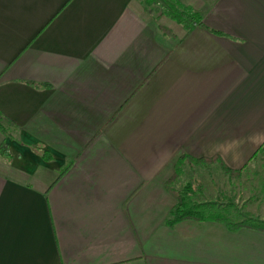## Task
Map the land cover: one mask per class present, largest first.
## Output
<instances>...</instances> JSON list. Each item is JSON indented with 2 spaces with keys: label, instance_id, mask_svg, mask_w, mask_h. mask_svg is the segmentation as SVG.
I'll use <instances>...</instances> for the list:
<instances>
[{
  "label": "crops",
  "instance_id": "0c3cea01",
  "mask_svg": "<svg viewBox=\"0 0 264 264\" xmlns=\"http://www.w3.org/2000/svg\"><path fill=\"white\" fill-rule=\"evenodd\" d=\"M156 1L0 0V264H264L260 230L165 224L182 156L264 158V0H176L190 31Z\"/></svg>",
  "mask_w": 264,
  "mask_h": 264
},
{
  "label": "rangeland",
  "instance_id": "374dc122",
  "mask_svg": "<svg viewBox=\"0 0 264 264\" xmlns=\"http://www.w3.org/2000/svg\"><path fill=\"white\" fill-rule=\"evenodd\" d=\"M156 2L155 0L148 7L153 9L157 4ZM157 9L162 11V7ZM261 156L263 155L260 154L258 158L253 159L245 167L240 179L230 177L222 171L223 169L219 165L207 167V165L215 164V162L205 163L206 166L194 173L197 180L192 185L195 189L194 192L191 190L189 194H194L195 200L199 199L204 203L206 202L205 208L208 207V209H205V212L207 211L205 215L207 216L219 215L232 220H239L243 216L264 219V158H260ZM236 178L238 180H235ZM175 184L176 182L174 187ZM197 188L201 190L198 191ZM214 193L222 195L223 199L215 198ZM227 203L233 204L231 208L223 207Z\"/></svg>",
  "mask_w": 264,
  "mask_h": 264
},
{
  "label": "trees",
  "instance_id": "16d2710c",
  "mask_svg": "<svg viewBox=\"0 0 264 264\" xmlns=\"http://www.w3.org/2000/svg\"><path fill=\"white\" fill-rule=\"evenodd\" d=\"M164 1L166 5L164 8H162L161 12L175 19L177 22L181 23L186 31H190L196 26H202V27L205 26L203 24L202 17L199 12L194 11L191 8L181 6L180 4L177 3L176 0H164ZM143 2L148 7L150 6V4L155 2V0H143ZM210 30L220 34V32L216 30L213 29ZM3 146L4 143L1 144L0 149H2ZM260 151L261 152L264 151V146L259 148V151L255 152V155ZM182 161L190 164H194V163L205 164V163L216 162L226 173H228L230 177H237L241 174L242 171L241 169L233 170L227 167L217 156L210 158H198V159H194L190 156H182L179 159L177 169L165 183V187L167 191L176 200V204L174 208L171 210L169 216L165 220V224L167 226L173 227L177 222L187 219L197 220V221L213 220L223 223L224 225L227 226V228H229L232 231H236L241 227H251L264 232V219H261L259 217L255 218L250 216H243L239 220H232L230 218H225L219 215L217 216L205 215L204 209L201 208V206L206 205L205 203L203 204L195 203L190 199L188 193L184 189H177L174 187V183L176 182L178 178V174L180 173L179 165L181 164ZM69 167H70V163H66L64 166H62L58 172L57 179L61 177L69 169Z\"/></svg>",
  "mask_w": 264,
  "mask_h": 264
}]
</instances>
